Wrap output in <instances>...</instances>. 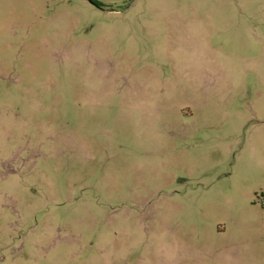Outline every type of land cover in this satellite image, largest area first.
Masks as SVG:
<instances>
[{"label":"rangeland","instance_id":"374dc122","mask_svg":"<svg viewBox=\"0 0 264 264\" xmlns=\"http://www.w3.org/2000/svg\"><path fill=\"white\" fill-rule=\"evenodd\" d=\"M264 0H0V264H264Z\"/></svg>","mask_w":264,"mask_h":264},{"label":"built area","instance_id":"2783aa9c","mask_svg":"<svg viewBox=\"0 0 264 264\" xmlns=\"http://www.w3.org/2000/svg\"><path fill=\"white\" fill-rule=\"evenodd\" d=\"M263 205H264V200L262 201Z\"/></svg>","mask_w":264,"mask_h":264}]
</instances>
